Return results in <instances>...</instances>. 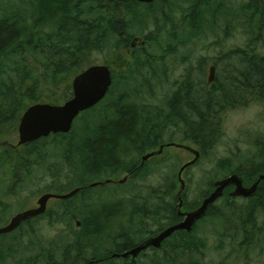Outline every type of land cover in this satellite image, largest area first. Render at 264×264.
Instances as JSON below:
<instances>
[{"label":"trees","instance_id":"16d2710c","mask_svg":"<svg viewBox=\"0 0 264 264\" xmlns=\"http://www.w3.org/2000/svg\"><path fill=\"white\" fill-rule=\"evenodd\" d=\"M203 1H193L198 8L205 5L199 8V12L195 11V8L192 17L197 16L200 20H204L209 13H214L211 17L223 16L228 29L237 27L239 23L251 35V40L255 35L260 37L264 33V0H246L239 9L228 7L231 0ZM141 7L149 10L152 8L135 0H34V10L28 19L31 23L28 20L23 21L19 16L9 17L0 22V140L17 133V126L28 107L40 103L61 105L71 99L72 79L77 73L95 65L93 56L103 51L106 42L116 38L120 31L129 33L130 39L136 37L130 32L140 26L124 21L121 13L125 10L126 14L129 12L127 18H137L138 9ZM113 15L118 22H112ZM149 16L146 14V17ZM240 19H243V23ZM185 23L189 25L192 21ZM141 25L145 26V23L141 22ZM47 28H53V31L46 33L44 30ZM143 31L146 32L147 28ZM196 32L190 27L191 35L197 37ZM147 39L153 44V51L156 52L157 48H161L156 37L149 36ZM257 39L256 43L260 41V38ZM120 42L119 40L111 60L113 57L119 58L116 54ZM254 48L255 45L251 41L246 50L229 52L227 57H232L233 67L231 66L232 71L227 72L224 87L218 81L210 87L208 94L195 93L189 98L171 99L167 115H160L164 120L162 125H159L160 129L156 125L147 133H145L146 129L143 132L138 130V124L153 123L154 119L144 117L150 109L133 103L127 104L130 95H125L123 100L119 97L109 102L103 109V117L97 121L93 131H89L88 127L84 128V124L90 123L91 117L96 115L97 107L108 98L112 88L119 81L123 82V90L128 91L125 90L126 82L132 81L134 76H144L140 74L142 70L148 69L151 74H156L158 63L162 64L159 56L155 52L137 53L135 61L128 63L127 70L119 74L123 76H115L107 97L77 118L76 123L79 121L83 123L81 132L74 123L69 134H53L24 147L17 146L16 149L6 150L3 162H0L4 163L2 173H7L18 182L20 168H27L30 165L27 161L28 156L34 158V167H42L49 156L48 164L51 162V165L46 171L52 177L59 179L71 176L72 173L76 176L72 179L75 182L65 189L55 188L58 194L86 188L84 179L105 176L108 172L127 171L126 174L131 175L129 182H132L143 176L146 166L132 167L124 158L136 145L139 146L136 148L139 153L157 145L160 139L159 133L163 134L161 129L172 126L177 128L183 126L185 139L191 140L202 155H207L222 137L223 112L240 105L248 96L264 101V57ZM27 56L31 57L32 64L27 60ZM241 56L244 59L238 60L237 58ZM104 65L111 64L108 62ZM155 114L158 117L160 112L157 110ZM87 117L89 121H86ZM180 119L186 122L185 125L180 123ZM21 148L26 149L25 154L21 153ZM73 156L79 158L77 163ZM58 158L63 159L64 168L57 167L53 163ZM217 168L223 173L230 172L227 173L230 174L229 176L238 174L243 178L244 183L249 185L257 177L258 170L260 173L264 171V158L259 163L250 160L247 168L243 169H234L231 161H220L217 163ZM64 169L67 170L63 171ZM215 182L211 185V190L205 192L204 198L214 190ZM164 184L167 185L166 189L152 190L141 206L134 207L128 217V229L114 238L106 234L113 229L112 221L126 210L121 208L123 206L115 205L113 209L106 207L98 209L97 204H92L90 199H86L88 190L92 188L80 190L68 200L58 201L62 213L49 218L48 222L60 223L67 218L70 223L75 221L76 227L77 222H80L81 226L78 227L80 233L74 236L73 242L68 243L67 249L61 255L58 256L56 252L49 253L50 260L47 264H83L91 261L98 262L96 264H137L138 259L146 257L148 251H158L147 250L135 260L112 258L113 254H122L181 222L177 208L182 199L184 209L185 200L182 196L181 198L174 196L176 190L174 179L166 178ZM233 190V187L226 189L224 196L209 207L207 215L197 222L192 232L178 231L163 243L162 249L166 247L171 249V255L165 256L166 262L179 263V259L183 256L198 255L205 245L203 241L197 239L196 232L201 223H208L212 226L215 236L225 240L226 245L228 243L233 249L234 253L224 264L238 263L239 218L243 216L247 224H250L253 211L259 209L260 205L253 203V200L248 203L241 200L243 203L238 206L237 201L240 198H232L229 195ZM78 197H81L82 202L76 205L74 200ZM201 203L191 205L185 211H193ZM79 209L81 211L77 215L76 211ZM47 215L48 212L36 219L28 220L21 227ZM150 224L158 227V231L150 233L147 229ZM11 234L0 236V239ZM112 238L114 241L106 242L107 239ZM108 243L111 248L105 247ZM71 249L75 250L74 257L70 254ZM1 259L0 255V261ZM151 264H156V261Z\"/></svg>","mask_w":264,"mask_h":264},{"label":"rangeland","instance_id":"374dc122","mask_svg":"<svg viewBox=\"0 0 264 264\" xmlns=\"http://www.w3.org/2000/svg\"><path fill=\"white\" fill-rule=\"evenodd\" d=\"M193 1L196 0H168L167 5L156 3L150 10L141 7L138 9L137 18L139 19L138 21L145 23V26L140 25L143 28L138 27L130 33L143 40L148 35V32L154 31L155 18H161L164 13L170 15L176 22L181 21L184 16L186 18V15L190 13L191 7H194ZM244 2L246 0H231L228 7L239 9ZM199 8L196 7V10H200ZM33 10L34 0H0V22L16 16L26 21L30 19ZM146 14H151L152 18L146 17ZM211 14L214 15V13L206 14L201 23L197 19L192 21V26L197 31V37H193L192 43L194 45L191 44V47L194 46V56H205L210 59L220 55L228 56L229 52L246 50L251 41L255 45V51L264 55V33L260 37L255 35L254 39L251 40V35L239 23H237V27L228 29L223 16L215 15L211 17ZM28 21L31 23V20ZM240 22L243 23V19H240ZM145 28H147L146 32L143 31ZM44 31L51 33L53 28H47ZM198 32H200V36H198ZM257 38H260V41L256 43ZM118 42V36L110 42H106L103 51L93 56V63L95 65L111 63V56ZM186 52L187 49H181L177 56H166L162 64L158 63L155 76L148 69L142 70L140 74L144 76H134L132 81L126 82L125 90L128 89V91L123 90V82L119 81L112 88L108 96L109 99L107 98L97 107L95 110L96 115L91 117L90 123L84 124V128L88 127L89 131H93L97 126V121L103 117V109L109 102L111 103L119 97L120 100H123L125 95H130V100L126 103H133L150 109V111L147 110L148 113H145L144 117L154 119L153 123L138 124V130L142 129L141 131L143 132L146 129L145 133H147L156 125L160 129L161 126L159 125L164 122L160 115H167L169 103L178 88L177 84L183 81V76L181 75L185 74L192 65L184 64L181 61L183 59L182 56ZM26 58L32 64L31 57L27 56ZM231 63L228 67L226 65L228 71H232L233 65ZM197 66L195 63L192 67ZM222 68H225V66H221ZM208 71L209 69L206 70V73ZM255 98L254 96H248L240 105L223 112L222 137L214 149L207 155H202L197 165L184 172L182 179L185 182V189L181 194L182 188L178 179L179 171L183 165L192 161L194 156L185 150L175 148L166 149L159 157L148 160L145 164L146 169L143 176L132 182H129L131 180L129 179L123 185L108 184L89 189L86 199H90L92 204H97L98 209L103 207L113 209L115 205L126 208L121 215L112 221L113 229L108 231L106 235L114 238L126 232L128 229V217L134 207L136 205L141 206L152 190L166 189L167 185L164 184V179L166 178L174 179L176 182L174 196L177 198L182 196L184 198L185 208L182 211L187 212L185 211L188 210L187 207L203 201L205 192L211 190L213 182L230 175L227 174L230 172L225 171L223 173L218 171L217 163L220 161H231L234 169L247 168L250 160L256 163L257 152L255 145L258 141L264 142V101L263 99L256 100ZM157 110L160 112L158 117L155 114ZM155 118H157V121H155ZM86 121H89V117L86 118ZM82 124L80 121L76 123V127L79 128L80 132L83 130ZM161 130L163 134L159 133L161 137L157 145L148 147L141 153L137 151L136 148L139 146L136 145L124 159L131 163L132 167L140 165L143 156L157 151L160 145L169 143L183 144L198 150V147L191 140L185 139L183 126L179 128L172 126ZM18 140L17 133L0 140V162L4 160V152L11 150L10 147H6L7 142L17 145ZM20 151L25 154L26 149L21 148ZM73 157H75V163H77L76 161H79V158ZM47 158L46 164H43L42 167H34V158H29L28 156L27 161L30 162V165L27 168H20L21 174H19L18 182L14 181L13 177H10L7 173H2L4 170L2 165L4 163H0V228L6 226L17 214L36 208L37 201L44 194H58L54 190L55 188L62 187L65 189L68 185L75 182L72 180L76 178L74 173H70L71 176H64L59 179L52 177L46 171L51 165V162L48 164L49 156ZM53 163L57 167H65V163L61 158L53 161ZM66 170L64 169L63 171ZM1 173L4 174V177H2ZM126 173L127 171L108 172L105 176L96 177H93L94 174H92L93 178L87 177L83 180L87 184L84 186L88 187L93 183L106 180L117 181L125 177ZM74 202L76 205L80 204L82 202L81 197L76 198ZM242 203L241 200L237 201L238 206L242 205ZM61 209L60 203L57 200H52L48 204L47 216L34 220L29 225H24L6 238H1L0 255L2 259L0 264H47L50 260L49 253L56 252L58 256L59 254L61 255L67 249L68 243L73 242L74 236L78 235L80 229L78 226L76 227L75 221L70 223L71 221H68L67 218L60 223L56 221L48 222L49 218L51 219L62 213ZM80 211V209L77 210L76 214L79 215ZM148 226L147 229L150 233H155L159 229L153 224ZM196 237L198 240L203 241L205 245V248L198 255L183 256L179 259V263H168L165 260V256L171 255V249L166 247L160 251H148L146 257L138 259L137 264H151L153 261H156V264H224L228 257L234 253L228 243L226 245L225 240H220L215 236L212 226L208 223L199 225ZM113 238L107 239L106 242L114 241ZM51 242L55 244H50ZM106 246L111 248L110 243L105 244ZM73 252L75 250L71 249L70 254L74 257L75 253ZM258 260L259 264H264V255L260 256Z\"/></svg>","mask_w":264,"mask_h":264},{"label":"water","instance_id":"95a60500","mask_svg":"<svg viewBox=\"0 0 264 264\" xmlns=\"http://www.w3.org/2000/svg\"><path fill=\"white\" fill-rule=\"evenodd\" d=\"M135 1L139 3H152L156 0ZM215 72V68L210 70V83L214 82L215 80ZM112 85L113 75L112 70L108 65H94L82 71L72 80L73 96L64 104L52 105L40 103L32 105L25 110L18 126V147L29 145L43 138H48L53 134L71 133L76 119L82 113L100 104L109 94ZM168 147L185 150L195 156L192 161L183 165L179 171L178 179L182 188L180 191L181 194L185 189V182L182 179V176L189 167L197 164L201 158V153L198 150L183 144H170ZM163 149L164 147H161L159 151L145 155L142 158V163L139 168L151 158L160 156L163 153ZM129 179H131V175L127 174L125 177L117 181L106 180L102 183H93L90 185V187L96 188L98 186H104L108 184L123 185L126 184ZM263 180L264 176H261L259 181L253 184L251 187H245L243 178L238 174H233L229 177L218 180L214 183V190L208 195V197L204 198L201 205L193 211L183 212L182 209L184 206V201L180 199L177 213L178 216L184 218L183 221L166 228L158 235L146 239L139 245L122 254H113L112 258L135 260L140 256L141 253L149 249H160L162 244L176 232H192L197 222L201 221L207 215L209 207L214 205L224 196L226 189L230 187L234 188V190L229 194L232 198H253L258 189V185ZM80 190V188H77L67 194H44L37 201L36 208L25 210L17 214L6 226L0 228V236L11 234L18 230L24 222L46 214L50 201L68 200L79 193ZM77 226H81L80 222H77ZM96 263L98 262L91 261L83 264Z\"/></svg>","mask_w":264,"mask_h":264},{"label":"flooded vegetation","instance_id":"af4514ba","mask_svg":"<svg viewBox=\"0 0 264 264\" xmlns=\"http://www.w3.org/2000/svg\"><path fill=\"white\" fill-rule=\"evenodd\" d=\"M167 2L168 0H156L152 3H140V4L144 6L147 5L149 7H153V5L156 3L167 5ZM193 5L194 7H191L190 13L186 15V18L184 16L183 19L184 18L185 19L184 20L182 19L179 22H176L175 19H173L172 17H170V15L166 13L162 14L163 16H161V18L160 17L155 18L154 31L148 32V35H146L143 40L139 37H133L132 39H130V35L126 31H120L119 33H117V36L121 41L119 44L118 53L116 54L119 55V58L113 57L110 63L111 65L109 66L112 70L113 79L115 78L116 75H119L121 73L123 74V72L127 70L128 63L135 61V56L137 53L155 52L152 49L153 44L149 39H147L149 36H152V38L156 37L157 41H159L160 43L161 48H157L155 52L159 56L160 62H163L164 58L168 55L177 56L181 49H187V52L185 53L184 56H182L183 59L181 61L184 62V64H192L190 69H188V71L185 74L181 75L183 76L182 78L183 81L177 84L178 88L172 99L177 98V100H180L183 97L189 98V96L195 93L202 95L208 94L210 92V87L218 81L221 83L222 87H224L226 81V75L228 72V68H226V65L228 67V65L232 62V57L220 55L218 57H214L213 59H210L205 56H194V50H193L194 46L191 47V44L194 45V43L192 42H193V37L195 36L190 34V27H193L192 26L193 24L190 23L189 25H187L185 23V22L188 23L190 21H193L194 19H197L198 21L200 20V18L197 16L192 17L193 11L196 8V4L194 3ZM204 5L201 7H204ZM196 11L199 12L200 10H196ZM121 14H122V19L124 21H129L136 26L141 25V22L138 21L139 20L138 18L135 19L127 18L129 12L126 14L125 10H123ZM149 15H150L149 17L152 18V15L151 14ZM189 17L192 18L189 19ZM200 21L202 22V20ZM112 22L114 23L118 22L115 15H113L112 17ZM198 36H200V32ZM237 59L242 60L244 58L241 56ZM195 63L198 66L192 67L193 64ZM223 65L225 66V68L221 69V66ZM212 68H215L216 70L215 80L214 82L210 83L209 81L210 70ZM207 69H209L208 73H206ZM153 76L155 75L153 74ZM223 115L224 114H222V116ZM179 121H181L180 123H182V125H185L186 123V122L184 123L182 119H180ZM18 135L19 134L17 130V136ZM159 136L161 137V135ZM170 144H175V143L160 145L157 151H159L161 147H164L163 152L166 149L173 148V147L170 148L168 147V145ZM6 147H10L11 149H16L17 145L7 143ZM255 150L257 152L256 163H259L261 162L260 160L264 158L261 157L262 155H264V142L258 141V143H256L255 145ZM157 157H153V158H157ZM261 176H264V171L260 173L258 170L257 177L254 178L249 185L244 183V186L251 187L253 184L259 181ZM88 188L91 187L88 186L86 188H81V190L84 191V189H88ZM260 198H263V200H261ZM239 200H242L243 202L245 201L247 203L250 202V200H253V203H255L256 205H260V208L253 211L251 217L252 221L250 222V224H247V221H245L243 216H240L239 218V222H238L239 247L237 250L238 263L236 264H259V260H258L259 257L264 255V180L261 181L260 184L258 185V189L253 198H247V199L240 198ZM179 217L181 218V221L184 220L183 217L181 216Z\"/></svg>","mask_w":264,"mask_h":264},{"label":"bare ground","instance_id":"6f19581e","mask_svg":"<svg viewBox=\"0 0 264 264\" xmlns=\"http://www.w3.org/2000/svg\"><path fill=\"white\" fill-rule=\"evenodd\" d=\"M200 23H201V21H200ZM203 27V26H202ZM230 27V26H229ZM201 29H203V28H201ZM199 33V32H198ZM124 80V79H123ZM243 80V79H242ZM142 130V129H141ZM141 130H139V131H141ZM130 152V151H129ZM162 246H163V244H162ZM162 246H161V248L160 249H157L158 251H160L161 249H162ZM116 259H119L120 260V258H116Z\"/></svg>","mask_w":264,"mask_h":264}]
</instances>
